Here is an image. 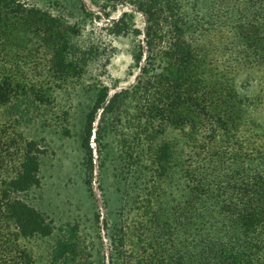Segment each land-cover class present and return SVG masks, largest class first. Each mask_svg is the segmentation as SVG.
Instances as JSON below:
<instances>
[{
    "label": "trees",
    "instance_id": "1",
    "mask_svg": "<svg viewBox=\"0 0 264 264\" xmlns=\"http://www.w3.org/2000/svg\"><path fill=\"white\" fill-rule=\"evenodd\" d=\"M102 1L105 18L119 5L133 12H123L106 29L135 39L140 74L131 89L111 98L108 88L98 90L82 144L90 175L98 114L121 121L127 102H134V136L149 143L154 180L171 181L172 169L179 168L182 183L180 198L170 203L155 184L130 230L138 233L131 239L146 236L155 248L150 264H264V0ZM211 28L220 30L217 37L208 38ZM77 32L62 16L22 0H0V264H33L19 241L54 230L26 199L41 186L46 148L22 127L64 129V112L48 108L51 90L41 79L67 85L78 77L87 58L71 42ZM30 35L48 59L38 81L24 76L26 64L19 60L33 45ZM214 53L230 55L225 70L211 59ZM256 70L261 75L252 78ZM237 71L249 75L245 85H237ZM168 128L185 135L178 158L173 144L158 142ZM70 241L58 242L54 261L71 263Z\"/></svg>",
    "mask_w": 264,
    "mask_h": 264
},
{
    "label": "rangeland",
    "instance_id": "2",
    "mask_svg": "<svg viewBox=\"0 0 264 264\" xmlns=\"http://www.w3.org/2000/svg\"><path fill=\"white\" fill-rule=\"evenodd\" d=\"M22 1L30 8L62 16L71 26H76L78 32L71 42L86 52L87 60L78 66V77L69 80L67 85L41 79L44 88L51 90L48 108H55L58 115L64 112L60 118L64 129L42 123L29 129L22 127L28 137L46 148V153L40 156L41 186L26 199L52 222L54 230L50 236L35 235L20 240L19 244L32 256L33 264H59L53 260V252L59 241L68 240L74 245L70 249L69 264H150L155 248H151L146 236L142 235L140 240L131 239L132 234L138 233L130 230L143 217L146 194L155 184V191L165 195L166 202L180 198L179 168L172 169L171 181L154 180L157 169L151 162L149 143L144 137L134 136L138 111L131 101L127 102L121 121L104 117L101 112L98 114L90 141L91 175L88 171L90 159L82 146L87 117L97 100L99 88H108L111 98L115 93L131 89L139 78L140 71L134 62L135 39L130 35H110L106 29L123 12H133L130 7L119 5L116 10L111 8L108 19L104 17L102 0ZM199 4L209 2L199 0ZM133 15L140 26L141 16ZM218 31L209 29L208 38L217 37ZM29 38L33 45L20 54L19 60L23 66L26 64L23 75L38 81L46 71L48 59L36 50L40 48L37 38L33 35ZM213 44L215 47L216 39ZM224 44L227 46L228 42ZM229 56L214 53L211 59L215 58L219 68L225 70ZM260 75L256 70L251 77ZM248 76L244 71H237V85H245ZM161 141L173 144L177 158L187 144L182 131L174 128H168L159 138L158 142Z\"/></svg>",
    "mask_w": 264,
    "mask_h": 264
}]
</instances>
